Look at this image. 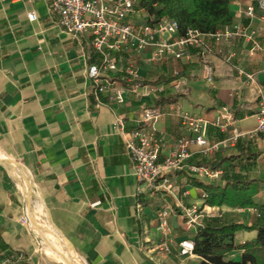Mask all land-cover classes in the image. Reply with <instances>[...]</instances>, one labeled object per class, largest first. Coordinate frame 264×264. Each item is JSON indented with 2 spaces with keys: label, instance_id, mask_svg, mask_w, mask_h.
<instances>
[{
  "label": "crops",
  "instance_id": "crops-1",
  "mask_svg": "<svg viewBox=\"0 0 264 264\" xmlns=\"http://www.w3.org/2000/svg\"><path fill=\"white\" fill-rule=\"evenodd\" d=\"M257 1L230 0L229 11L231 25L257 31L262 51L250 53L242 39L216 43L210 35L204 37L205 46L162 63L148 61L147 50L131 56L143 84L137 95L123 91L122 103L106 96L97 103L87 77L88 65L100 62L91 37L62 30L47 0H0V158L21 167L13 168L18 181L0 160V257L16 253L23 260L15 264H64L46 239L75 264H199L197 255L179 254V242L194 240L196 234L183 221L182 204L196 205L202 222L218 217L241 225L234 235L236 248L225 255L227 261H239L240 247L257 237L255 225L264 209V133H254L258 95L264 93V26ZM248 7H254L253 17L246 15ZM148 18L138 11L129 22L142 26ZM218 47L234 57L226 61L215 53ZM207 66L211 83L203 79ZM239 70L254 73L256 84ZM111 76L126 85L119 74ZM152 87L163 92L154 93ZM146 108L159 112L153 138L159 141L160 161L188 132L182 115L202 119L210 143L225 141L233 130L240 133L238 142H225L207 156L190 147L187 163L219 170L220 179L195 177L184 167L171 176L172 195L138 194L124 139L113 123L119 116L127 130L133 129ZM246 154L249 160L242 159ZM238 173L259 181L253 205L206 203L199 184L223 186ZM20 175L30 183L28 202ZM161 208L168 211V253L154 249L161 240L156 228Z\"/></svg>",
  "mask_w": 264,
  "mask_h": 264
},
{
  "label": "built area",
  "instance_id": "built-area-1",
  "mask_svg": "<svg viewBox=\"0 0 264 264\" xmlns=\"http://www.w3.org/2000/svg\"><path fill=\"white\" fill-rule=\"evenodd\" d=\"M11 2L20 0H10ZM49 9L57 16L59 27L72 37L88 34L91 37V48L99 56L100 62L87 67V77L91 84L92 94L97 103L106 96L110 101L122 103V92L138 93L143 87L137 67L131 56H140L149 50L148 61L162 63L169 57L181 58L187 56L190 48L205 46L204 37L194 29H188L185 34L178 33V25L174 20L161 18L153 22L148 21L142 26H135L129 18L138 11L137 0H47ZM256 8L260 13V20L264 26V0H258ZM145 12V11H144ZM254 7H248L246 15L253 17ZM28 18L34 20L33 14ZM216 43L242 39L249 45V52H260L263 47L257 40V31L249 26L230 25L210 35ZM217 55L230 61L234 54L223 55V49H215ZM129 56V59L123 56ZM131 58V59H130ZM250 84H256L255 74L238 71ZM119 74L126 85L114 76ZM264 77V69L260 71ZM212 69H203V79L212 82ZM154 93L163 92L162 87H152ZM159 117V112L146 108L133 129L127 130L125 121L116 116L114 128L124 139L125 150L132 162L134 176L139 183L138 194L163 192L172 195L175 191L171 176L184 167L195 176L210 181H217L221 177L219 170L210 169L200 164H188L191 157L190 147L197 146L199 152L207 156L217 151L223 143L234 144L242 136L236 130L223 142L210 143L205 136V122L182 115L183 123L187 127V134L178 138L173 149L161 161L159 160V141L153 138V124ZM256 117L255 134L264 133V93L258 95V111ZM229 119L227 118V121ZM221 127V131H225ZM187 194L184 193L182 197ZM206 198V194H202ZM182 218L188 227H199L202 224V214L196 205L183 206L179 204ZM167 209L161 208L157 212V231L161 240L154 246L155 250L169 252L166 238L169 235ZM21 222L25 223L22 217ZM179 254L182 257L194 255V240L179 242ZM23 260V255L11 253L0 257V264H15Z\"/></svg>",
  "mask_w": 264,
  "mask_h": 264
},
{
  "label": "trees",
  "instance_id": "trees-1",
  "mask_svg": "<svg viewBox=\"0 0 264 264\" xmlns=\"http://www.w3.org/2000/svg\"><path fill=\"white\" fill-rule=\"evenodd\" d=\"M229 2L230 0H137L136 10H144L152 17L153 22L163 17L174 20L180 35L185 34L188 29H194L208 36L231 25ZM160 101H163L162 97ZM151 109L157 111L155 108ZM242 159L249 160L250 157L246 154ZM258 182L249 175L238 173L227 177L223 186H199L205 191L207 204L225 201L235 206H248L253 205L252 198ZM259 211L255 225L257 237L253 242L240 247L243 254L236 262L225 260V255L236 248L234 235L241 225L218 217L204 219L196 228L194 238V254L200 258L199 264H264V209Z\"/></svg>",
  "mask_w": 264,
  "mask_h": 264
},
{
  "label": "water",
  "instance_id": "water-1",
  "mask_svg": "<svg viewBox=\"0 0 264 264\" xmlns=\"http://www.w3.org/2000/svg\"><path fill=\"white\" fill-rule=\"evenodd\" d=\"M0 160L6 165H14L17 169L21 170V167L17 163H15L9 159L0 158ZM22 182L27 189V192L25 194V199H26V202H28L29 197H30V183L28 182V180L26 179V177L24 175H22ZM44 242L51 249L52 252L56 253L62 259L64 264H75L68 257V255H66L63 251L59 250L52 242H50L46 239Z\"/></svg>",
  "mask_w": 264,
  "mask_h": 264
},
{
  "label": "bare ground",
  "instance_id": "bare-ground-1",
  "mask_svg": "<svg viewBox=\"0 0 264 264\" xmlns=\"http://www.w3.org/2000/svg\"><path fill=\"white\" fill-rule=\"evenodd\" d=\"M8 167H9V170L13 173L14 171V165H8ZM14 174V177L16 178V180H18V181H20V178L15 174V173H13ZM20 177H21V179H22V175H20ZM66 254V253H65ZM67 255V254H66Z\"/></svg>",
  "mask_w": 264,
  "mask_h": 264
}]
</instances>
